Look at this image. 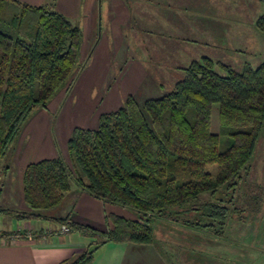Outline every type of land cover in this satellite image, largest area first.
I'll use <instances>...</instances> for the list:
<instances>
[{"label": "trees", "instance_id": "trees-1", "mask_svg": "<svg viewBox=\"0 0 264 264\" xmlns=\"http://www.w3.org/2000/svg\"><path fill=\"white\" fill-rule=\"evenodd\" d=\"M256 26L264 32V12ZM83 37L82 28L52 5L0 0V164L34 111L73 89L85 62ZM263 128L264 58L236 68L203 55L183 67L164 93L143 101L130 94L117 109L101 113L96 127L75 126L67 141L69 160L58 155L25 166L28 208L0 203V213L94 235L88 248L63 264H90L108 241L150 243L155 221L217 232L216 222L223 225L228 217L225 203L233 200L219 194L240 185ZM222 137L231 139L224 149ZM208 165H216L215 172ZM75 187L128 215L108 214L105 231L75 221L73 211L51 216ZM239 208L246 210L233 209Z\"/></svg>", "mask_w": 264, "mask_h": 264}, {"label": "crops", "instance_id": "crops-1", "mask_svg": "<svg viewBox=\"0 0 264 264\" xmlns=\"http://www.w3.org/2000/svg\"><path fill=\"white\" fill-rule=\"evenodd\" d=\"M21 1L34 5L48 2L49 5L54 6L67 17L81 20L85 38L82 44L83 48L91 41L89 49L92 48V50L79 74L73 95L61 98L57 106L51 108L50 111L47 108L37 109L29 118L30 120L26 122V125L23 126L4 159L6 162L3 163V166L6 168L0 174V203L13 210L28 208L23 198L25 166L30 162L58 155H64L63 158H65L64 150L67 147L72 129L75 126H97L99 115L104 111L99 110V97L106 95L112 88L109 87L105 94L101 91L105 87V81H107L110 71L105 65L108 63L111 65L112 57L115 59L116 52L124 45L125 37L128 40L132 32L141 31L139 28L136 29L137 26L144 27L148 32L147 39L154 53L157 49L155 43L157 42L156 34H159L158 29L160 33H164L165 47V63H158L156 59H152L151 55L148 56L149 65L155 63L156 66L161 67V70L148 69L147 60H144L145 56L141 52L138 57V53L135 52L136 56H134L137 59L136 63L133 60V66L131 65L132 61L128 65L125 63L124 72L128 77L126 80H134L138 83L145 81L147 75H150V79L155 83L160 79L155 77L158 74H162L165 80L171 79L170 81L174 83L181 77L183 67L202 56L191 57L189 54V57L188 50L190 48L188 47L189 43L186 42L192 40L212 44L218 50L210 51V53H215L209 54L214 58L217 53L219 55L224 53L222 50L227 48L225 42L230 48H237L239 46L238 33L242 30L241 26L236 27L235 22L234 24L225 23L222 26L217 24L218 22L215 23L214 18L202 15V12L198 11L195 21L201 20L202 25L196 33L187 26V21L191 20L192 17L180 15L173 18V14L170 15L165 6L167 3H171V0H165L164 15L160 13V17L158 16V9L154 5L155 0H141L148 2L147 10L143 9L141 16L144 21H141L140 17L137 19L135 13L133 14L134 18H132L133 22L128 27H125V21H121V19L122 13L125 11L128 14L127 20L133 13L134 6L131 5L133 2L130 0ZM177 3L180 4L179 8L182 11L187 10L183 0H177ZM178 17L180 18L178 19ZM214 17H216L215 14ZM206 24L209 26L207 27ZM201 35L202 37H200ZM248 36H250L249 32L245 34L244 38L252 43L251 36L250 38ZM159 38L161 40L160 35ZM111 43H114L115 54H113ZM128 44L127 49L133 52L129 40ZM146 50L150 53L148 47ZM223 56L232 60V54L227 55L225 53ZM231 60L229 63L235 64ZM89 62L90 65L87 67ZM245 62L249 61L241 62L239 65L236 62V65L241 66ZM167 75L170 77L168 78ZM173 83L169 89L173 87ZM163 87V85L160 86V94L166 90ZM116 91L111 90L112 95ZM117 93L120 92L117 91ZM108 99H110L109 96L106 102L109 101ZM121 102L109 107L110 109L107 108L104 112L117 109L121 106ZM63 205L61 206V215L73 211L72 218L75 221L103 231L110 226L108 214L128 215L129 213L117 205L105 203L91 194L83 192L79 187H75L65 197ZM50 215L55 216L51 213ZM245 220L246 222L249 221L246 218ZM236 221H238L236 218L229 221V233L231 234L228 233L227 235V245L206 239L213 242L208 245L204 241L205 237L196 234L200 230L193 229L195 233L192 236H187L191 229L183 227L185 234L180 239H176L175 236L168 233H159L154 235V239L150 243L108 241L97 249L90 264H264V208H261L260 218H257L255 222L252 220L253 224L242 225L237 224ZM59 226V223L51 220L21 219L13 214L0 213V264H63L65 260L72 259L88 248L95 239L94 235L76 229L70 232H60ZM237 228H243V233H237ZM49 229L54 231L48 232ZM13 231H20L23 236L14 241L3 237ZM217 234L220 238L224 236V234ZM179 240H183V244H180ZM170 247L172 248L170 249ZM220 247L224 248L221 249Z\"/></svg>", "mask_w": 264, "mask_h": 264}, {"label": "rangeland", "instance_id": "rangeland-1", "mask_svg": "<svg viewBox=\"0 0 264 264\" xmlns=\"http://www.w3.org/2000/svg\"><path fill=\"white\" fill-rule=\"evenodd\" d=\"M130 2H133L131 5H133V13L131 14L130 18L127 20V12L125 11V13H122V19L121 21H125V27H128L129 25L132 24V18H134L133 14L136 13V18L141 19V16L143 15V9L147 10V5L148 2L146 1H141V0H130ZM164 3L165 0H155L154 5L157 7V11H158V16L160 17L161 14L164 15V9L167 7V11L170 12V15L173 14V18H175V16H184V15H188L190 17H192L191 20L187 21V26L189 27L190 30H194L196 33L198 31V28H201L200 26L201 24V20L199 21H195L197 14L199 13L198 11L202 12V15H207L208 17L214 18L216 22H218L217 24L219 25H224L225 23H231L234 24V22L236 23V27L241 26L242 30L239 31L238 33V44L239 46H237V48H230L228 43H224L225 44V49H223L222 51H224V53H221V55H219V53H217L216 55H214V58L217 60L219 59L222 62H228L229 60H231L228 57H224L223 55L226 53L228 54H232V60L235 62V64H233L234 67H238L236 65H239L241 62L244 61H249L253 66L258 65L261 60H263L264 58V32L260 31L257 26H256V21L259 18V16L264 12V1L263 0H183L184 5H186V11H182L180 7V4L177 3V0H171V3H167L165 8H164ZM44 4H48V2L44 3ZM164 8V9H163ZM174 11H173V9ZM132 10V9H131ZM181 11V12H180ZM161 13V14H160ZM125 14V15H124ZM211 14V15H210ZM214 14L216 15V17H214ZM201 15V14H199ZM206 16V17H207ZM221 16V18H220ZM70 18V17H69ZM180 17H178L179 19ZM71 21L76 24L79 25L81 28L82 27V23L81 20L78 19H74V18H70ZM207 19V18H206ZM106 24V23H105ZM207 25V24H206ZM228 25V24H227ZM196 26V27H194ZM209 25H207L208 27ZM218 26V25H217ZM226 27V26H224ZM139 28L141 31H136V32H132L129 37L128 40L131 42V46L132 49L134 50L133 52L130 51V49H127L128 44V40L127 37H125V41H124V45H122L118 51L116 52V56L115 59L112 57V62L111 65L108 63L105 66L110 70L109 74L107 76V81H105V87L102 88V93L104 92V94L107 92L109 87H112L110 89V92H108L106 95L99 97L98 100V106H99V110L100 111H105L107 108L110 109L109 107H113L115 106L116 103L121 105L123 104V101L127 98L128 95L130 94H135L136 97L143 101L149 97H151V95H160L161 89L160 86L163 85L164 89L168 90L169 87H171V84L173 83L170 80H165L163 78L162 74H158V75H154L157 79H159L157 82L154 83V81H152L150 78L151 76L147 75V79L143 82H134V80H126V78H128L125 74V63H127V65L129 64V62H131V65L133 66V60L136 63V59L138 56H140V52L143 53V55L145 56L144 60H147L146 66L148 67V69H160L161 67H158L155 65V63H153V65H149L150 63H148V56L151 55L152 59H156L158 63H165V47H164V33L163 32H159L160 30L158 29L157 32L159 34H156V39L157 42L155 43L157 46V49L154 53V51L152 50V47L149 46V42H148V32L144 29V27H136V29ZM163 29V27H161ZM131 29H134V27H131ZM247 30V31H244ZM249 32V35L252 38V43H249L247 41V38H244L245 34ZM189 34H191L188 31ZM159 35L161 37V40L159 38ZM179 35L183 36V34ZM250 36H248V38H250ZM188 37V36H187ZM202 37V35L200 36ZM84 37H83V41H84ZM188 47L190 48L188 50V56L190 57L189 54H191V57L193 56H199V55H211V54H215V53H210V51H218L217 49H215L212 44H205V43H200V42H195L190 40ZM88 45L85 46V48H81V57H80V61H82V63L85 61L86 62V58L88 57V54L90 53V45H91V41H89V43H87ZM112 50L114 49V43L112 44ZM135 46V49H134ZM149 48V52H147L148 50H146V48ZM113 54H115V50H113ZM135 52L138 53L137 57ZM155 54V55H154ZM184 54H186L184 52ZM135 55V56H134ZM187 55V54H186ZM167 57V56H166ZM187 57V56H184ZM201 56H199L200 58ZM198 58V59H199ZM229 60H228V59ZM143 60V61H144ZM168 60V59H167ZM231 60V61H232ZM84 62V65H85ZM91 62V61H90ZM90 62L87 64V67L90 65ZM138 64V61H137ZM231 64V63H230ZM155 65V67H154ZM158 65V64H157ZM137 66V65H135ZM241 67V66H239ZM123 73V74H122ZM130 75V74H129ZM80 75L76 76V80L73 84V89L71 90L70 93H68V95L66 96H72L73 92L75 90V87L78 83V78ZM153 76V77H154ZM167 77L169 78L170 75H167ZM74 79V78H72ZM125 79V82H124ZM93 81V80H92ZM91 81V82H92ZM126 83V84H125ZM174 85V83H173ZM138 87V88H137ZM162 88V89H163ZM117 90L120 93H117V91L115 92L114 95H112L111 90ZM165 90V91H166ZM98 90L96 89V92ZM122 91V92H121ZM109 96L110 99H108L109 101L106 102L107 97ZM65 97V90H62L60 93H58V95L56 94V97L53 98L50 103L48 104V108L47 110L50 111L51 108H54L57 106V103L59 102V100L61 98ZM62 103V102H61ZM41 108V107H40ZM39 109V108H38ZM37 110V109H36ZM36 110L34 111V113L36 112ZM103 111V112H104ZM102 112V113H103ZM100 116V115H99ZM37 119V117H35ZM30 119H28L29 121ZM27 121V122H28ZM217 109L214 108V112H213V119H212V125H213V129L217 130L218 129V125H217ZM26 123L23 125L25 126ZM23 128V127H22ZM22 130V129H21ZM21 132V131H20ZM231 143V139L227 138V137H222V144H221V149L226 148L229 144ZM12 147V146H11ZM10 147V148H11ZM64 154H65V159L69 160V155H68V151H67V147L64 150ZM64 157V155H62ZM6 162V160L4 161V159L1 161L0 167H3V163ZM208 169L215 172L216 169V165H208ZM3 187V186H2ZM219 196L221 198H223L225 201L229 200L231 198L232 201H228L227 203H225L230 209L228 211V217L224 218L226 220L225 224H218L216 222L214 229H218L217 232H214V230H210L208 227H202L201 229H199L200 231H198V235H201V237H205L204 241L209 245L212 244L213 242L210 241H214L216 242H221V245H227L228 241H227V235L229 233V221L232 218H236V223L237 224H242V225H246L247 224H253L252 220H254V222L256 221L257 218H260V212H261V208H264V128L262 129V133L260 136V139L257 143V147L254 153V156L252 158V162L251 165L249 167V169L246 171V173L244 174V178L242 180V182L240 183V185L237 187V189L233 192H230L229 195H226L223 191L220 192ZM233 197V198H232ZM235 202V203H232ZM64 204V202L50 210L49 212L53 215H61V206ZM241 206L243 208H245L246 210H242L239 208L240 212L237 213L234 211L233 208L237 207V206ZM64 206V205H63ZM18 209V208H17ZM238 216H243L242 218L238 217ZM189 217V215H188ZM193 218V217H192ZM245 218L247 219L248 222H246ZM241 219V220H239ZM244 219V220H243ZM252 219V220H251ZM161 221H155L152 222V225L154 227V234H164V233H168L170 235L175 236L176 239H180L181 236H184V230L185 229H191V232L189 234H187V236H192L194 232V228L192 226H182L179 224H173L171 222H163L161 223ZM183 227L185 228L183 230ZM220 227H223L220 228ZM255 227V226H254ZM212 228V226H211ZM204 229V230H203ZM223 231V232H220ZM237 233L241 232L243 233L244 229H238L237 228ZM219 235H223L222 238H220L218 236ZM236 233V232H234ZM231 234V233H229ZM209 236V237H207ZM210 241H208V240ZM180 244H183V240H179ZM187 245V244H186ZM178 247V246H177ZM172 247H170L171 249ZM180 248V247H179ZM221 249H223L224 247H220Z\"/></svg>", "mask_w": 264, "mask_h": 264}, {"label": "built area", "instance_id": "built-area-1", "mask_svg": "<svg viewBox=\"0 0 264 264\" xmlns=\"http://www.w3.org/2000/svg\"><path fill=\"white\" fill-rule=\"evenodd\" d=\"M58 230H60V232H70L71 231V227L69 225H67V224H62V225L59 226ZM53 231L54 230H52V229H49L48 230V232H53ZM22 236H23V233L22 232H20V231H13L11 234L5 235L3 237H5V239L8 238V239L14 241V240H16V239H18V238H20Z\"/></svg>", "mask_w": 264, "mask_h": 264}]
</instances>
